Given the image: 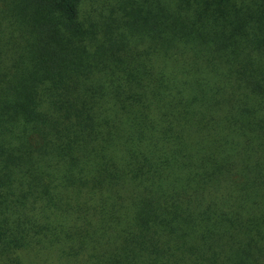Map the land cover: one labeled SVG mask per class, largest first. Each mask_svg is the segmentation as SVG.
Segmentation results:
<instances>
[{"label":"trees","instance_id":"obj_1","mask_svg":"<svg viewBox=\"0 0 264 264\" xmlns=\"http://www.w3.org/2000/svg\"><path fill=\"white\" fill-rule=\"evenodd\" d=\"M0 264H264V0H0Z\"/></svg>","mask_w":264,"mask_h":264}]
</instances>
